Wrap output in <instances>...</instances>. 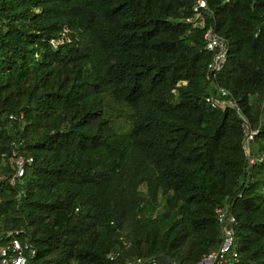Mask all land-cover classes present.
I'll return each instance as SVG.
<instances>
[{
	"label": "trees",
	"instance_id": "1",
	"mask_svg": "<svg viewBox=\"0 0 264 264\" xmlns=\"http://www.w3.org/2000/svg\"><path fill=\"white\" fill-rule=\"evenodd\" d=\"M194 3L0 0V246L27 244V264H195L229 207L235 264H264V0H207L193 26ZM208 28L228 46L214 80Z\"/></svg>",
	"mask_w": 264,
	"mask_h": 264
},
{
	"label": "built area",
	"instance_id": "2",
	"mask_svg": "<svg viewBox=\"0 0 264 264\" xmlns=\"http://www.w3.org/2000/svg\"><path fill=\"white\" fill-rule=\"evenodd\" d=\"M207 8V0H195L193 6L194 15L192 17L186 18L187 22L193 24V26L199 23V18L201 16V11ZM203 39L205 41V48L212 53L211 60L207 65V70L214 80L217 76V73L223 67L226 56H227V43L226 41L219 36L212 28H208L203 33ZM54 44L57 42L54 41ZM229 91L225 90L222 87H216V95H208L207 101L213 107H219L221 109L226 106L236 107V103L229 97ZM237 111L241 118L243 119V124L245 126V147L248 149V142L253 138V134L256 131L249 129L247 125V120L244 118L238 108ZM10 118L13 116L10 115ZM22 118V115L19 116ZM253 162V160H250ZM32 162L30 156H17L13 159V169L14 172L9 177L8 183L10 185L16 184L21 180L24 174V168L27 164ZM264 192V188H263ZM218 221L222 224V236L223 240L220 246L216 249L204 255L199 261L195 264H235L238 261V255L236 250L233 247V237H234V224L235 216L229 207H219L215 210ZM27 244L22 243L18 238H13L8 241L6 244L0 246V264H27V258L25 255V249ZM122 264H175L170 261H160V260H151L144 261L141 258H137L133 262H126Z\"/></svg>",
	"mask_w": 264,
	"mask_h": 264
}]
</instances>
